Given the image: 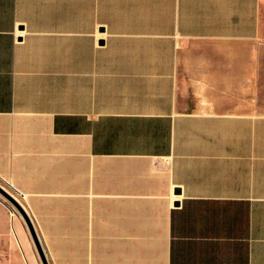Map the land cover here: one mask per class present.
Instances as JSON below:
<instances>
[{
  "label": "crops",
  "instance_id": "obj_1",
  "mask_svg": "<svg viewBox=\"0 0 264 264\" xmlns=\"http://www.w3.org/2000/svg\"><path fill=\"white\" fill-rule=\"evenodd\" d=\"M0 184L50 264H264V0H0Z\"/></svg>",
  "mask_w": 264,
  "mask_h": 264
},
{
  "label": "water",
  "instance_id": "obj_2",
  "mask_svg": "<svg viewBox=\"0 0 264 264\" xmlns=\"http://www.w3.org/2000/svg\"><path fill=\"white\" fill-rule=\"evenodd\" d=\"M103 40H99V42H102ZM0 194L9 202L11 203L12 207L16 209V211L20 214V216L23 218L28 231L30 233V236L33 240V243L35 245L36 251L38 253V256L42 262V264H50L48 261V258L46 256V253L44 251V248L42 246V243L40 241V238L37 234V231L35 229V226L32 222V219L27 212L24 205L20 202V200L9 190H7L4 186L0 184Z\"/></svg>",
  "mask_w": 264,
  "mask_h": 264
},
{
  "label": "rangeland",
  "instance_id": "obj_3",
  "mask_svg": "<svg viewBox=\"0 0 264 264\" xmlns=\"http://www.w3.org/2000/svg\"><path fill=\"white\" fill-rule=\"evenodd\" d=\"M101 35H102V32H99L98 33V36H101ZM9 213H10V228H11V231H12L13 235L15 236V239L17 241L18 246L20 247V245H21V241H20V228L16 224V221L15 220H16V218H18V220H22L23 218L16 211V209H14L12 207L11 203H9L0 194V220L4 222V229L13 238V236H12V234L10 232V228H9Z\"/></svg>",
  "mask_w": 264,
  "mask_h": 264
}]
</instances>
